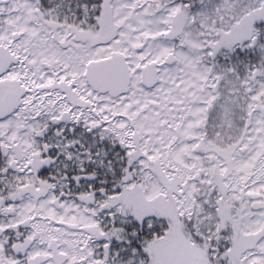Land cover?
<instances>
[{"label": "snow or ice", "instance_id": "snow-or-ice-1", "mask_svg": "<svg viewBox=\"0 0 264 264\" xmlns=\"http://www.w3.org/2000/svg\"><path fill=\"white\" fill-rule=\"evenodd\" d=\"M0 264H264V0H0Z\"/></svg>", "mask_w": 264, "mask_h": 264}]
</instances>
